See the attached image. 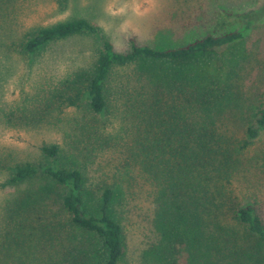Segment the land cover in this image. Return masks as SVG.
<instances>
[{"label":"trees","instance_id":"16d2710c","mask_svg":"<svg viewBox=\"0 0 264 264\" xmlns=\"http://www.w3.org/2000/svg\"><path fill=\"white\" fill-rule=\"evenodd\" d=\"M240 17L237 28L178 46L157 48L131 36L121 51L104 38L91 68L77 70L46 98L47 105L55 102L59 109L80 107L86 98L90 113L125 112L127 124L117 144L153 186L150 196L163 215L161 264H181L182 259L187 264H246L251 238L264 252V216L256 202L244 195L241 200L233 185L244 150L264 131V102L252 113L245 138L230 137L225 125L233 65L242 56L222 50L243 42L253 25L264 21V10ZM97 32L84 17L59 21L28 32L23 51L41 52L54 41ZM118 67L125 72L113 83ZM41 150L57 157L60 147L44 144ZM39 176L44 179L40 194L18 196L8 207L7 240L29 249L40 245L45 260L54 264H122L127 242L115 214V188L105 187L97 207H89L80 168L30 161L15 164L3 186ZM35 237L39 240L29 244ZM56 246L60 250L50 252Z\"/></svg>","mask_w":264,"mask_h":264},{"label":"rangeland","instance_id":"374dc122","mask_svg":"<svg viewBox=\"0 0 264 264\" xmlns=\"http://www.w3.org/2000/svg\"><path fill=\"white\" fill-rule=\"evenodd\" d=\"M263 10L264 0H0V264H54L45 260L40 245L18 246L4 235L11 228L6 230L11 222L8 207L18 196L40 194L44 186L40 176L3 186L11 168L26 161L80 168L89 207H97L105 187L115 188V214L127 242L122 264H161L163 215L150 196L153 186L140 165L117 144L116 137L127 124L125 112L90 113L86 98L80 107L59 109L55 102L47 105L46 98L77 70L91 68L104 38L121 51L129 47L131 36L157 48L178 46L208 33L237 28L243 23L240 14ZM78 17L90 20L98 32L54 41L41 52L23 51L28 32ZM222 51H238L242 56L233 65L234 86L225 125L230 137L243 139L246 126L253 122L252 113L264 102V21L255 23L243 42ZM115 70L113 83L125 72L119 67ZM54 143L60 147L58 156L45 155L42 145ZM242 157L233 185L240 199L256 202L264 216V131ZM251 242L252 255L245 263L264 264L263 246L255 238ZM50 249L60 250L57 246ZM181 264L187 262L182 259Z\"/></svg>","mask_w":264,"mask_h":264}]
</instances>
